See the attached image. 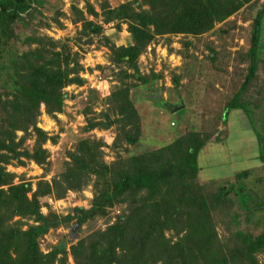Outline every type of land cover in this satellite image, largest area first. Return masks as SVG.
Here are the masks:
<instances>
[{
    "label": "trees",
    "instance_id": "trees-1",
    "mask_svg": "<svg viewBox=\"0 0 264 264\" xmlns=\"http://www.w3.org/2000/svg\"><path fill=\"white\" fill-rule=\"evenodd\" d=\"M253 1L123 0L114 7L104 2L101 22L113 23L117 29L125 24L132 42L107 43L108 60L117 68L116 72L111 69L117 85L105 98L107 109L88 118L85 131L114 127L111 148H122L127 156L117 153L106 163L101 140L80 139L68 152L63 171L49 182L38 181L28 198L30 182L14 184L15 175L6 167L29 160L48 171L49 152L43 145L55 143L57 137L37 126L40 107L53 119L62 113L67 100L64 89L82 86L84 69L68 39L54 40L37 33L38 28L50 27L37 19L45 0H0V264H54L56 260L65 264V243L42 254L38 240L50 229L67 227L72 221L81 226L104 216L115 205L124 209L112 224L70 246L75 264H261L264 198L248 181L253 178L255 184H264V174L242 170L230 179L200 184L197 159L211 142L209 133L190 131L138 154L127 148L138 143L141 135L140 117L129 99L131 88L137 85L129 80L148 85L159 78L153 72L150 77L140 73L139 56L157 37L201 36L242 7L251 4V8ZM71 13L72 23L81 25L76 46L83 38L90 44L91 36L102 32V25L85 18L76 6H71ZM86 13L99 15L89 4ZM59 15L56 11L53 20L61 27ZM263 18L264 3L253 17L250 46L241 58L248 63L243 81L218 118L226 123L231 110L242 113L254 134L257 159L264 171V86L256 89L258 66L264 63L260 47ZM24 30L31 32L24 34ZM178 80L174 75L175 85ZM89 111L87 107L86 117ZM29 138L34 139L31 150L23 146ZM90 182L93 198L89 208L76 207L66 215L40 213L41 197L53 195L60 200L68 191H80ZM16 216L33 223H25L23 231L17 227L22 221L10 224ZM217 226L225 234L222 237Z\"/></svg>",
    "mask_w": 264,
    "mask_h": 264
},
{
    "label": "rangeland",
    "instance_id": "rangeland-1",
    "mask_svg": "<svg viewBox=\"0 0 264 264\" xmlns=\"http://www.w3.org/2000/svg\"><path fill=\"white\" fill-rule=\"evenodd\" d=\"M104 2L114 7L123 0H45L41 14H37V19L50 25L48 28H38V34L47 35L54 40L68 39L73 50L78 51L79 63L84 69L80 77L85 83L82 86L70 85L64 89L67 92V100L64 102L63 112L57 114L55 119L47 116L44 107H40L37 126L49 136L57 137L55 143L47 141L43 145L49 152L48 171L45 172L42 167L29 160H24L23 165L13 164L6 167L7 171L15 175L14 184L30 182L31 191L27 194L28 198L32 197L38 181L49 182L63 171L64 162L68 160V152L73 151L80 139L101 140L104 143L103 161L106 163H111L117 153L127 156V152L122 148H118V151L111 148L116 134L114 127L107 130L95 128L85 131L87 119L99 116L101 111L107 109L105 98L112 87L117 85L111 71L114 69L116 72L117 68L108 60L110 51L107 43L120 46L132 42L125 24H121L117 29L113 23L101 22L100 6ZM253 2L255 4L251 8L249 6L251 4L242 7L201 36L157 37L139 56L137 65L140 73L150 77V72H153L159 78L148 85L129 80L137 85L131 88L129 99L137 109L141 123L140 140L135 145L127 147L129 153L138 154L156 149L171 142L174 137L190 131L209 133L211 142L200 151L197 159L199 166L197 181L200 184H208L210 180H227L242 170H252L258 175L264 174L257 159L254 134L242 113L231 110L226 123H222L218 118L223 113L227 101L240 87L246 73L248 63L241 58L250 46L253 17L264 0ZM87 4L94 8L99 14L98 17L86 13ZM71 6L81 9L88 20L102 25V32L97 36L92 35L90 44H86L83 38L80 46H76L74 41L81 25L72 23ZM56 11L61 13L58 17L61 27L53 20ZM30 32L23 31L24 34ZM261 40L260 47H263L264 57V18L261 25ZM185 42L189 44L184 45ZM174 75L179 77L177 85L173 82ZM257 75L256 89L258 87L261 89L264 86V63L259 64ZM165 103H169L170 106L166 108ZM180 105L181 109L173 111ZM87 107H90V111L86 117L84 111ZM16 135L20 137L22 132H17ZM33 144L34 139L29 138L23 146L31 150ZM248 185L256 187L264 198V184H255L254 179L250 178ZM92 198L93 187L90 182L80 191H68L60 200H56L53 195L41 197L40 213L66 215L76 207L87 209ZM123 209L124 206L115 205L108 209L106 215L97 216L74 230L72 229L74 221L67 227L48 230L38 240L40 252L48 254L55 246L65 243L67 252L65 264H75L70 246L96 230H104ZM17 220L22 221L23 225L17 227L23 231L27 229L25 223H33L16 216L10 224ZM217 232L220 237L225 235L220 226H217ZM170 235L171 232H165L166 237ZM59 257L61 255L57 256ZM259 260L264 264L261 256ZM54 264L59 262L56 260Z\"/></svg>",
    "mask_w": 264,
    "mask_h": 264
},
{
    "label": "water",
    "instance_id": "water-1",
    "mask_svg": "<svg viewBox=\"0 0 264 264\" xmlns=\"http://www.w3.org/2000/svg\"><path fill=\"white\" fill-rule=\"evenodd\" d=\"M181 108H182V105H180V106H178V107H175V108L173 109V111L179 110V109H181ZM76 227H77V224L73 225L72 229L74 230Z\"/></svg>",
    "mask_w": 264,
    "mask_h": 264
}]
</instances>
